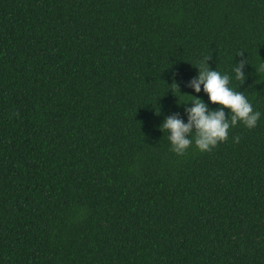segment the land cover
Masks as SVG:
<instances>
[{"label":"trees","instance_id":"1","mask_svg":"<svg viewBox=\"0 0 264 264\" xmlns=\"http://www.w3.org/2000/svg\"><path fill=\"white\" fill-rule=\"evenodd\" d=\"M206 57L262 115L177 156ZM260 59L264 0H0V264H264Z\"/></svg>","mask_w":264,"mask_h":264},{"label":"clouds","instance_id":"2","mask_svg":"<svg viewBox=\"0 0 264 264\" xmlns=\"http://www.w3.org/2000/svg\"><path fill=\"white\" fill-rule=\"evenodd\" d=\"M209 59L206 57L195 65L191 64L197 72L185 84L192 93L202 91L206 94L207 102L198 95L181 93L174 82L177 91L187 95V99L176 101L177 106L184 105L183 117L179 112H172L157 126L162 134H166L169 148L177 156L184 155L190 146L201 152L211 151L228 140L230 128L238 123L248 129L255 128L262 115L261 111L253 108L248 96L231 84L232 80L244 82V67L248 63L241 60L228 73L218 71L216 66L210 67ZM252 66L258 77L264 74V60L260 59ZM232 139L239 142V136Z\"/></svg>","mask_w":264,"mask_h":264}]
</instances>
